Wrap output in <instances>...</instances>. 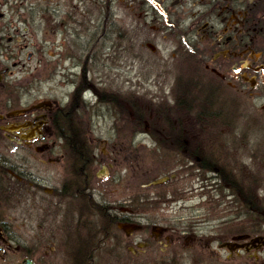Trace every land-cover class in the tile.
Masks as SVG:
<instances>
[{
	"label": "flooded vegetation",
	"instance_id": "obj_1",
	"mask_svg": "<svg viewBox=\"0 0 264 264\" xmlns=\"http://www.w3.org/2000/svg\"><path fill=\"white\" fill-rule=\"evenodd\" d=\"M43 19L49 87L45 97L29 101L33 81L18 73L36 69ZM67 34H75L76 44L67 43ZM101 58L179 68L169 85L157 80L172 105L160 111L154 158L172 166L164 165L171 170L164 181L150 183L194 178L198 169L206 183L219 180L232 198L225 210L233 214H215L208 199L193 202L180 185L134 184V96L101 92ZM244 95L263 101L257 110L264 121V0H0V264L260 259L263 204L245 203L243 184L229 168L196 155L197 147L209 146L197 144V131L208 134L225 116L211 99L239 105ZM167 112L189 120L169 122ZM97 115L112 117L108 137L91 136ZM144 130L153 136L148 125ZM208 168L218 173L208 177ZM213 242L226 254L213 250Z\"/></svg>",
	"mask_w": 264,
	"mask_h": 264
},
{
	"label": "rangeland",
	"instance_id": "obj_2",
	"mask_svg": "<svg viewBox=\"0 0 264 264\" xmlns=\"http://www.w3.org/2000/svg\"><path fill=\"white\" fill-rule=\"evenodd\" d=\"M38 21V32L36 33V44L37 48L41 49L42 52L36 59V69L31 70L29 73L25 71L18 74L25 75L26 79L32 80V86L27 94L26 99L34 101L40 97L47 95L49 82H47V73L45 68V47L46 42L49 40V34L47 35V28L45 27V19L41 23ZM52 36L50 35V39ZM68 44H76L75 34H67ZM55 44V43H54ZM56 45V44H55ZM53 45V47L55 46ZM145 53V52H144ZM151 58V57H150ZM41 61L39 62L38 60ZM35 62H31V66H34ZM167 68L160 64H156L152 59L142 62L140 60H134L133 62H124L123 60H117L116 62L112 59L101 58L100 66L98 68L100 79L98 85L103 93L119 92L124 93L130 92L134 96L132 99V176L135 185L140 183L148 184L149 186H182L188 188L187 191L192 193L193 202H206L212 205V208H217L213 211L215 214L225 213L227 216L233 214L230 210H225L226 205L230 204L232 198L226 189L222 188L219 180H213L208 178L206 183L202 174H198L199 170H196L194 178L191 177H179L177 180L162 182L161 184H151L155 177L163 178L170 172L169 168L172 163H161L154 157L158 154V146L153 143V138H162V134L156 130V124L162 122L160 120L162 108L172 105V99L169 98L168 88L166 84L158 83L157 80H167L169 85L170 80H174L175 76L180 74L178 67H171L169 71H165ZM182 74L186 77L189 76L188 67H182ZM194 74L193 72H191ZM90 76H92L90 74ZM92 78H96L92 77ZM169 87V86H168ZM166 90V92H165ZM215 95V94H214ZM212 95V96H214ZM205 98H197L202 100ZM243 102H239V105L235 101L234 104L229 100L228 103H222L219 97L211 99L210 105H213L215 109L225 108L224 118H217L220 124L208 126L207 133L204 131H197V144L208 143V147H197L196 155L201 158V161L212 160L211 163L216 168L224 165L229 168L234 178L238 177L241 180L245 194H250L256 203L263 204L264 206V121L259 116L260 109L259 104H262L255 99L244 95L240 97ZM234 105V106H232ZM107 105L101 107V112H105ZM199 108L197 106L196 117H200ZM97 115L91 120L95 124V129L90 130V134L93 137L94 133L96 137H108L109 136V124L113 121L112 117H104L103 115ZM164 116L168 117L169 122L175 121H188L189 117L181 116L175 117L174 115L167 112ZM194 116L193 114L191 115ZM194 118V117H193ZM203 119V116H201ZM208 121V118L207 120ZM195 122V120H194ZM146 125L149 126L150 130H153V136H149L145 131ZM209 125V123H208ZM151 132V133H152ZM206 137L208 141L206 140ZM202 140V141H201ZM205 143V144H206ZM102 146V144H100ZM99 146V147H100ZM105 147V145H104ZM207 149L208 152H204L201 149ZM103 150V149H102ZM208 156V158L206 157ZM200 162V161H197ZM216 168H208V177H213L217 170ZM205 175V174H204ZM164 181V180H163ZM218 183V184H217ZM208 184V188L206 185ZM211 185L213 187L211 188ZM205 187V188H202ZM195 188V189H194ZM224 204V205H222ZM245 212V211H244ZM261 214V219L264 217V210ZM240 226V225H239ZM238 226V227H239ZM228 228V226H225ZM237 227V228H238ZM242 227V226H240ZM263 227V226H262ZM261 227V228H262ZM213 250L219 252L221 255H225L226 252L221 250L218 243H212ZM260 259L255 258L250 254L246 255V260L250 264H264V246L258 253Z\"/></svg>",
	"mask_w": 264,
	"mask_h": 264
},
{
	"label": "trees",
	"instance_id": "obj_3",
	"mask_svg": "<svg viewBox=\"0 0 264 264\" xmlns=\"http://www.w3.org/2000/svg\"><path fill=\"white\" fill-rule=\"evenodd\" d=\"M227 181L229 182L230 179L227 178ZM243 200L245 203H256V200H254L250 194H245V192H243ZM261 212H263V210H261Z\"/></svg>",
	"mask_w": 264,
	"mask_h": 264
},
{
	"label": "water",
	"instance_id": "obj_4",
	"mask_svg": "<svg viewBox=\"0 0 264 264\" xmlns=\"http://www.w3.org/2000/svg\"><path fill=\"white\" fill-rule=\"evenodd\" d=\"M166 178H161V179H158V180H156L154 183H159V182H161V181H163V180H165Z\"/></svg>",
	"mask_w": 264,
	"mask_h": 264
}]
</instances>
